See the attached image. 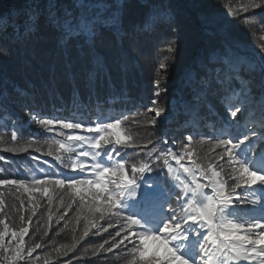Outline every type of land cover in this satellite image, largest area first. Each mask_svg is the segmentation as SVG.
Wrapping results in <instances>:
<instances>
[{
    "label": "trees",
    "instance_id": "16d2710c",
    "mask_svg": "<svg viewBox=\"0 0 264 264\" xmlns=\"http://www.w3.org/2000/svg\"><path fill=\"white\" fill-rule=\"evenodd\" d=\"M30 2L35 0H0V67L8 68L13 81L7 89L8 98L0 102V168L5 169L0 179L31 180L57 174H60V178L69 175L74 179L81 178L72 173L70 166L64 167V164L70 165L71 160L77 158L78 145L81 144L68 140V133L74 128H63L58 122L87 126L119 119L121 128L128 130L125 134L132 138L126 142L131 146L119 150L126 174L136 177L137 183L145 177L148 183L161 189L160 194L150 199H141L130 209H126L120 202L119 210L125 215L137 217L142 225L150 227L152 231H158L160 221L167 218L168 206L175 213V218L170 217L169 222L182 223L185 219V205L191 199L189 196L185 198L183 186L168 171L169 166L175 168L177 164L168 155L169 152L183 156L181 162L189 163L186 152L194 151L193 159L197 163L205 167L209 163L214 165L220 173L219 179L226 184L230 194L243 196L245 190L253 193L255 185L248 189H238L236 193L231 192L238 183L234 179L238 173L232 171L233 164L226 155L222 160L218 159L224 149L215 147L218 140L228 138L219 135L218 130L232 121L229 107L235 101H230L227 98L229 94L215 82L208 89L206 100L198 101L196 96L201 91L199 84L205 75L208 59L220 48L221 31H226L242 54L261 52L264 48V9L244 12L243 8L250 0H125L126 28L135 24L143 27L156 9L170 11L172 18L159 17L149 30L124 38L123 50L129 54L127 66L121 65L114 38L106 31L99 50L106 57L108 72L89 87L85 74L79 71L74 78L57 73L55 82H52L47 62L42 75L22 69L21 45L17 40L16 27L24 21L23 10ZM39 3L43 7L47 0H39ZM58 3L71 7L72 0H58ZM17 16L16 23L9 22ZM39 26L38 36L46 39L34 42L33 46L53 49L55 33L47 24L46 17L39 18ZM209 32L213 35H209ZM169 47L174 51H169ZM161 64L165 67L161 68ZM156 80L160 81L159 85H156ZM157 90L159 96L154 95ZM153 99L156 100L155 105L152 104ZM173 99H183L188 103L181 101L175 106ZM149 108L154 111L149 112ZM155 110L160 111L159 116H156ZM33 116L35 119H32ZM40 119H52L55 123L45 128L39 124ZM234 119L242 132H247L249 125L258 127L261 124L258 115L245 112L238 113ZM152 120H155V124L149 123ZM16 129H19L17 140L13 141L11 133ZM131 129H139L140 138H136ZM190 135L193 137L191 143L187 139ZM58 142H64L75 149L72 153L59 152L64 164L55 159ZM253 143L256 152H264V136L255 138ZM50 146L53 153L51 156L48 155ZM13 147H28V150H8ZM114 162L120 161L114 157ZM143 164H148L152 171L142 176L132 172L133 167L139 168ZM249 166L264 174V160L254 161ZM181 179L184 180L182 176ZM200 180L207 185L206 179ZM258 184L264 190V182ZM206 190L211 192L208 187ZM34 195L40 200V206L29 224L30 231L25 236V245L39 243L41 247L24 264H45L46 261L47 264H130L133 260L130 248L134 245L127 241L111 252L106 250L112 248L113 238L119 241L126 236H133L143 230L141 227L134 226L128 232L126 223L112 215L110 219L100 220L98 227L91 229L89 235L81 240L84 221L74 220L78 201L65 212L63 207L58 206L61 196L66 198L65 190L57 189L53 192L51 209L46 197H41L39 193ZM17 196L25 202L20 212L29 215L26 192H18L15 187H0V199L4 201V212L0 213V218L16 227L20 223V212L13 215L14 210H10L9 206L15 203L19 208ZM255 196L258 199L254 203L241 206L235 203L239 206L234 208L239 222H247V210L264 211V193ZM49 211L53 213L50 222L47 219ZM261 211L257 212V216L259 221H264ZM60 216L64 219L59 220ZM190 224L183 226L182 230L189 228ZM117 232H121V235L116 236ZM105 241L108 243L105 244ZM73 243L76 247L64 255ZM101 244L104 245L103 249L100 248ZM183 251L179 254L194 260L199 249L193 256L187 253L189 249Z\"/></svg>",
    "mask_w": 264,
    "mask_h": 264
},
{
    "label": "snow or ice",
    "instance_id": "6c2138e0",
    "mask_svg": "<svg viewBox=\"0 0 264 264\" xmlns=\"http://www.w3.org/2000/svg\"><path fill=\"white\" fill-rule=\"evenodd\" d=\"M124 5L125 0H113L112 3L109 0H72L71 7L60 5L58 0H47L43 7L39 0L30 2L23 10L24 21L16 27L17 40L21 45L20 64L22 69L42 75L47 62V70L52 82H55L57 73L74 78L79 71L85 74L88 86L91 87L98 78H103L108 72L106 57L99 50L100 45L104 42L106 31L110 32L114 38L121 65L127 66L129 54L123 50L124 38L134 35L136 32L149 30L159 17L170 20L172 14L170 11L156 9L153 14H150L143 27L135 24L126 28ZM257 8L264 9V0H250L243 11L248 12L249 9ZM41 16L46 17L47 24L55 33V45L51 50L33 46L34 42L46 39L43 36H38ZM16 20H18V16L9 22L16 23ZM209 35L213 34L209 32ZM219 43L220 48L213 52L205 65V75L199 84L201 91L196 99L198 101L206 100L208 89L215 82L229 94L227 98L230 101H235L229 107L232 121L218 130L219 135L228 138L218 140L215 147L224 149L218 159L222 160L226 155L230 163L233 164L232 171L238 173L234 177L238 183L231 189L232 193H236L238 189H248L264 182V174L249 166L254 161L264 160V152H256L253 143L255 138L264 136V48L259 54H242L239 46L230 39L226 31H221ZM169 51H174V49L169 47ZM160 67L164 68L165 65L161 64ZM155 83L159 85L160 81L156 80ZM11 84L13 81L8 68L0 67V102L8 98L7 89ZM154 95L159 96V91L157 90ZM152 104H156L155 99L152 100ZM148 111L152 112L154 109L149 108ZM155 111L156 116H159L160 111ZM241 112L258 115L261 124L258 127L249 125L248 131L242 132L234 119ZM32 119H35V116ZM54 123L52 119L39 120V124L45 128H50ZM58 123L66 129L74 128L98 133V135L68 137L69 141L80 142L82 148L87 146V150L78 152L77 158L71 160L70 165L64 164L59 152L62 150L65 153H72L75 149L64 142H58L56 161L64 164L65 168L70 166L72 173L81 178L74 179L71 175L60 178V174H57L31 180L0 179V187H15L18 192L21 190L26 192L27 203L30 206L27 209L29 215L20 212L25 207V202L20 196L16 197L20 202L19 208L15 203L9 206L10 210H14L13 215L20 212L18 227L10 226L6 219L0 218V264H24L27 259L31 258L32 253L41 247L39 243L32 246L25 245V236L30 231L29 224L40 206V200L34 194L39 193L41 197H46L48 207L51 209L53 192L57 189L66 192V198L61 196L58 205L63 207L65 212L78 201L74 220L79 222L83 219L84 221L81 240L89 235L91 229L98 227L100 220L110 219L112 215L121 218L126 223L128 232H131L134 226L143 229L134 233L133 236H126L119 241L113 238L112 248L106 250L111 252L113 248L124 245L125 241L134 245L130 248L133 255L130 264H190V262L191 264H243V262L264 264V221L235 222L234 219L224 214L225 209L230 205L254 203L258 197L247 190L244 191L245 195L243 196L230 194L226 190V184L219 179L220 173L215 170L213 164L209 163L205 167L197 163L193 159L194 151L186 152L190 166L181 163L183 156L168 153L179 165L180 170L169 166V173L183 186L185 198L187 199L189 195L192 198L185 205L183 213L185 219L182 223L169 222L170 217L175 218V213L171 206H168L167 218L160 221L158 231H152L150 227L142 225L137 217L125 215L119 210L121 198L126 195L135 197L137 195L136 187H138L137 179L130 178L126 174L125 163L120 157L119 150L131 146L126 143L131 140V137L125 135L121 128V120L116 119L106 124L97 123L94 128L86 129L81 123L73 124L63 121ZM149 123L155 124V120ZM17 131L19 129L11 133L13 141L17 140ZM187 139L191 143L193 137L190 135ZM28 147H13L8 150L26 152ZM185 147L187 148V145ZM36 151L39 152L40 149L37 148ZM48 155H53L51 146ZM114 157L120 162L115 163ZM109 164L113 166H107ZM4 171L5 169L0 168V174ZM149 171L152 169L148 164L132 168L133 173L138 172L141 176ZM180 172L186 174L190 180L188 182L182 180ZM201 178L208 181L207 185L198 182ZM206 187L211 189L212 194L206 193ZM170 199L171 193L169 192ZM3 212L4 201L0 199V213ZM52 217L53 213L49 211L47 217L49 222ZM62 219L64 217L60 216L59 220ZM190 222V230L196 232L197 235H202V240L198 245L199 252L194 260L179 254L177 248L172 246L173 241L186 238L187 233L182 232V228L189 225ZM65 226H67V222ZM200 230L205 231L201 232ZM123 231L122 228L121 232ZM121 232H117L116 236H120ZM106 243L108 241H105ZM162 245H164V251L161 254ZM75 247L76 244L73 243L63 254L67 255ZM100 248L103 249L104 245L101 244Z\"/></svg>",
    "mask_w": 264,
    "mask_h": 264
},
{
    "label": "rangeland",
    "instance_id": "374dc122",
    "mask_svg": "<svg viewBox=\"0 0 264 264\" xmlns=\"http://www.w3.org/2000/svg\"><path fill=\"white\" fill-rule=\"evenodd\" d=\"M184 101L186 103H188V101H185L183 99H173V104L175 106H177L179 104V102ZM191 112L193 111L192 109H190ZM247 113V112H245ZM70 122V121H69ZM98 123H103L106 124L108 122H98ZM97 124V123H96ZM87 125V126H83L84 129L88 128V127H95V125ZM133 134L136 135V138H140V133H139V129H131ZM124 133L125 131H128L126 129H123ZM72 135H84V136H90V135H98V133H91L82 129H73L72 131H70L68 133V137L72 136ZM126 135V134H125ZM132 139V138H131ZM74 144L76 143V141H72ZM79 151L81 150H87V146H84L83 148L81 147V145L79 146ZM183 163V162H181ZM188 166H190L189 163H184ZM107 166H111V164L107 165ZM175 169L179 170V165H175ZM128 175V174H127ZM180 175L184 178L185 182H188V180H190V178L186 177V174H183L182 172H180ZM129 176V175H128ZM130 177V176H129ZM87 178H91V177H87ZM132 178V177H130ZM136 179V177H134ZM138 181V180H137ZM198 182L204 184V182L202 180H199ZM138 187H136V192L137 195L135 197H130V196H125L122 198L121 202L123 204V206L126 209H130L133 207V205L138 204V202L142 199H150L151 197H155L156 195L161 193V189L159 186L155 185V184H151L148 183L145 177H142L141 182L137 183ZM264 187V185H263ZM263 188L261 186H259V184L255 185L254 187V195H261L262 193H264V190H262ZM131 190V189H130ZM205 191L207 194H212L211 192H208L205 188ZM190 198L191 195H189ZM241 206V204H238ZM239 207L237 206V204H233L230 205L229 208L225 209L224 214L226 216H228L231 219H234L235 222H239V219L237 218V214L234 211V208ZM261 210L257 209L256 211L253 210H247V215L245 217V221H251V222H255V221H259L260 218L257 216V212H260ZM261 214H264V211H261ZM201 232L205 231V230H200ZM182 232L187 233L186 238H181L178 239L176 241H174V243L172 244V246L176 247L178 252H182L184 249H189V251H187V253L189 254V256H193L196 252V250L198 249V245L200 243V241L202 240V235H197L196 232L191 231L190 227L186 228L184 230H182ZM206 234V232H205ZM154 243H158V242H154ZM184 253V251H183ZM243 264H247V262H243Z\"/></svg>",
    "mask_w": 264,
    "mask_h": 264
},
{
    "label": "clouds",
    "instance_id": "9594fccd",
    "mask_svg": "<svg viewBox=\"0 0 264 264\" xmlns=\"http://www.w3.org/2000/svg\"><path fill=\"white\" fill-rule=\"evenodd\" d=\"M253 183H255V181H253ZM164 251V245L161 246V254L163 253Z\"/></svg>",
    "mask_w": 264,
    "mask_h": 264
}]
</instances>
